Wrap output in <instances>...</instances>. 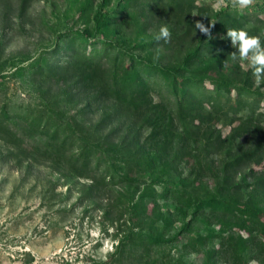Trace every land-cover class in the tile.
Returning <instances> with one entry per match:
<instances>
[{"label": "rangeland", "instance_id": "rangeland-1", "mask_svg": "<svg viewBox=\"0 0 264 264\" xmlns=\"http://www.w3.org/2000/svg\"><path fill=\"white\" fill-rule=\"evenodd\" d=\"M102 1L27 0L23 3V0H0V119L30 143L46 140L43 135L32 133V124H40L42 127L61 126L69 135L75 131V136H90L92 140L111 135L112 140L119 142L116 148L122 144L120 140L124 138L125 130L118 131L117 128L127 118L121 109L118 110L114 100L95 99L94 95L76 89L70 80L54 77L47 71L37 73L39 66L50 67L58 62L59 58L51 51L65 42L61 34L96 24L95 13ZM203 1L211 5L215 2L199 0ZM124 2L112 0L106 4L104 10L108 13L110 26L101 31L105 37L120 48L133 50L135 54L151 58L153 62L159 61L164 66L178 63L187 46L180 49L164 45L151 48L147 43L159 34L161 26L145 29L142 26L145 16L139 9L121 13L119 3ZM259 4L263 5L264 0H254L244 9H253ZM123 17L126 18L124 22L119 19ZM212 21L213 18H209L204 24ZM250 25L257 26L264 34V22ZM227 61L212 76L240 83L249 71L250 81L254 83L247 61L232 60L231 57ZM252 88L264 96V79L259 86L254 83ZM155 98L159 99L158 94ZM90 101L92 105H89ZM261 107L260 111H263L264 99ZM110 113L116 114L117 119L108 126H99L101 119ZM236 124L238 121L231 124L220 121L217 126L227 134ZM202 133L193 135L192 148L180 151L182 160L172 163L175 169L163 171L157 181L159 184H152L150 175L135 169L131 171L132 180L113 184V187L107 186L101 175L110 169L111 160L119 159L114 154L109 157L102 150L95 152L93 158L100 160L101 168L94 163L90 175L98 182L93 177L75 173L69 157L85 142L81 137L77 138L73 151H68L64 161L58 162L28 151L26 146H19L0 133V264H154L160 258L167 260V264H233L212 252L223 235L221 228L234 238L236 255L227 258L233 261L237 258L240 264H250L251 261L261 264L257 259L258 249L247 245L248 231L233 226L232 232L229 227L211 221L209 216L198 218L195 207L186 206L188 198L182 192L178 206L169 200L171 209L187 212L184 222L195 221L190 236L213 235L209 244L197 252L185 254L186 233H182L184 238L180 241L171 240L183 225L177 221L173 229L165 231L164 238L170 241L153 249L151 256L144 250L136 253L124 246L132 227L136 230L151 228L155 218L151 214L158 206L151 198L155 188L163 192L170 185L182 187L184 182L193 183L188 193L198 200V204L216 193L217 179L213 170L221 161L230 158L239 141H232L228 151L214 153ZM196 138L202 139L200 144L194 143ZM200 161L213 169L208 171V176L197 178L195 174L191 175V168ZM158 165L147 172L158 174L163 170V164ZM252 166L255 175L264 173V161ZM236 180L246 186L244 200L251 196L249 200L259 201L264 210V189H254L256 177L249 169L244 168ZM160 201L164 202L162 198ZM166 208L163 206L164 210ZM261 221L264 222V213ZM160 224L161 230L163 224ZM117 247L124 254L115 253Z\"/></svg>", "mask_w": 264, "mask_h": 264}, {"label": "trees", "instance_id": "trees-1", "mask_svg": "<svg viewBox=\"0 0 264 264\" xmlns=\"http://www.w3.org/2000/svg\"><path fill=\"white\" fill-rule=\"evenodd\" d=\"M26 1L23 0V3ZM111 1L103 0L100 3L93 27L61 34L65 42L59 43L51 51L59 58L58 62L50 67L39 66L37 73L47 71L54 77L70 80L76 89L94 95L95 99L114 100L118 110L121 109L127 118L117 128L118 131L125 130L120 147L116 148L119 142L112 140L111 135L92 140L90 136H75V131L69 135L61 126L42 127L40 124H32V133L43 135L46 140L30 143L3 119H0V133L19 146H26L28 151L58 162L64 161L68 151H73L77 138L81 137L86 144L79 146L69 157L75 173L82 177H93L98 182L96 177L90 175L94 163L101 168L100 160L93 158L95 152L102 150L109 157L114 154L119 159L111 160L112 166L101 175L103 182L112 187L113 184L132 180L131 171L135 169L150 175L152 184H159L157 181H160L163 171L175 169L172 163L182 160L180 151L192 148L193 135L201 131L214 153L228 151L232 141H239L230 158L221 161L220 166L213 170L217 183L216 193L211 198L198 204V200L188 193L193 183L189 185L184 182L182 187L170 185L163 192L155 188L151 198L158 206L157 210L153 208L154 213L151 214L155 217L151 228L136 230L132 227L124 246L136 253L144 250L151 256L153 249L161 248L170 241L164 238L165 231L173 229L177 221L183 222V225L171 240L180 241L184 238L182 233H186L187 241L183 244L185 254L197 252L203 245L209 244L213 235L190 236L195 221L184 222L187 212L171 209L169 200L172 199V203L178 206L182 192L188 198L186 206H194L198 218L209 216L211 221L229 227L232 232L233 226L248 231L250 237L247 245L258 249L257 259L264 264V222L261 221L264 210L259 201L249 200L251 196L244 200L246 186L236 180V176L248 168L250 174L256 177L254 189H264V173L255 175L252 166L264 161V110L260 111L264 96L252 88L254 83L250 81L252 76L249 71L246 79L240 83L212 76L228 62L233 52L238 53L236 46H232L230 39L226 38L227 29H242L250 36H259L264 46V34L257 26L250 25L264 22V4L242 10L229 4L217 11L211 4L199 0H124V4L119 3L121 13L139 9L145 16L142 20L145 29L170 25V39L167 42L158 41L155 36L147 43L151 48L164 45L180 49L187 46L186 53L178 63L164 66L159 61L153 62L151 58L135 54L133 50L120 48L105 37L101 31L109 28L110 20L104 9ZM209 18H213V21L205 25L211 26V38L196 32L194 27L197 20L204 23ZM119 19L124 22L126 18ZM143 45L141 48L144 49ZM156 94L159 99L155 98ZM89 103L92 105L91 101ZM115 115L110 113L104 116L99 126L112 124L117 119ZM220 121L230 124L238 121V124L232 127L231 132L224 134L217 126ZM201 140L196 138L194 143L200 144ZM158 163L163 164V170H159L158 174H149L147 171L157 168ZM211 169V166L200 161L191 168V175L195 174L197 178L208 176ZM154 177H157L156 181ZM161 198L164 202L160 201ZM163 206L167 208L164 210ZM160 223L163 224L161 230ZM223 229L219 245L212 252H217L223 261L240 264L237 258L234 261L227 258L236 255L234 238ZM117 252L122 253L119 247ZM153 263L167 264V260L160 258Z\"/></svg>", "mask_w": 264, "mask_h": 264}, {"label": "clouds", "instance_id": "clouds-1", "mask_svg": "<svg viewBox=\"0 0 264 264\" xmlns=\"http://www.w3.org/2000/svg\"><path fill=\"white\" fill-rule=\"evenodd\" d=\"M254 0H215L212 7L214 10H220L222 7H227L229 4L233 8L244 9L251 6ZM196 30L205 36L210 37L211 26H206L202 21L197 20L194 24ZM171 37L169 28L162 25L159 29V34L156 39L167 42ZM226 38L230 39L232 46H236L237 52H233L230 56L232 60L247 61L252 69L254 83L259 86L261 80L264 79V46L261 44L259 36H250L248 32L240 29H227ZM250 264H256V261H251Z\"/></svg>", "mask_w": 264, "mask_h": 264}]
</instances>
